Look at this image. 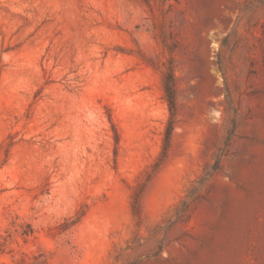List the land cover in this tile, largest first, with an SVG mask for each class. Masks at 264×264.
<instances>
[{
  "label": "rangeland",
  "instance_id": "rangeland-1",
  "mask_svg": "<svg viewBox=\"0 0 264 264\" xmlns=\"http://www.w3.org/2000/svg\"><path fill=\"white\" fill-rule=\"evenodd\" d=\"M0 264H264V0H0Z\"/></svg>",
  "mask_w": 264,
  "mask_h": 264
},
{
  "label": "trees",
  "instance_id": "trees-1",
  "mask_svg": "<svg viewBox=\"0 0 264 264\" xmlns=\"http://www.w3.org/2000/svg\"><path fill=\"white\" fill-rule=\"evenodd\" d=\"M165 92H166L167 100H168L169 107H170L171 118L167 125L165 138H164V144H163V156L164 157H166L168 154V150L171 145L174 124H175L174 116L176 114V98H175V89H174L172 80H170L169 83H165Z\"/></svg>",
  "mask_w": 264,
  "mask_h": 264
}]
</instances>
